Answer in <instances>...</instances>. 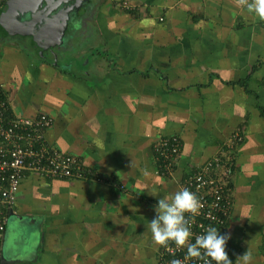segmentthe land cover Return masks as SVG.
<instances>
[{"label": "crops", "instance_id": "obj_1", "mask_svg": "<svg viewBox=\"0 0 264 264\" xmlns=\"http://www.w3.org/2000/svg\"><path fill=\"white\" fill-rule=\"evenodd\" d=\"M89 19L92 39L87 25L72 27ZM61 34L57 65L0 39V98L12 118L51 116L49 146L93 175L27 173L0 264H159L148 229L157 200L230 144L226 251L232 263L248 250L264 264V20L239 0H92ZM174 135L181 153L163 177L154 143Z\"/></svg>", "mask_w": 264, "mask_h": 264}, {"label": "built area", "instance_id": "obj_2", "mask_svg": "<svg viewBox=\"0 0 264 264\" xmlns=\"http://www.w3.org/2000/svg\"><path fill=\"white\" fill-rule=\"evenodd\" d=\"M4 1L0 0V5ZM120 7L127 11L136 9L124 3ZM53 122L46 113L33 118H10L7 103L0 98V236L6 231L8 215L17 203L20 186L27 173L61 180H83L92 176V171L82 160L49 146L46 136ZM181 148V139L175 135L154 143L153 154L159 175L174 176ZM234 149L230 144L229 154H221L195 169L180 185V189L192 191L201 203L199 214L189 221L192 242L209 226L218 230L223 228L230 217L232 189L228 188V181L232 176L230 165L234 161ZM185 254L186 247H177L169 242V246L160 252L159 264H171L173 260H179L181 264H205L208 259H186Z\"/></svg>", "mask_w": 264, "mask_h": 264}, {"label": "clouds", "instance_id": "obj_3", "mask_svg": "<svg viewBox=\"0 0 264 264\" xmlns=\"http://www.w3.org/2000/svg\"><path fill=\"white\" fill-rule=\"evenodd\" d=\"M239 3L249 14L264 20V0H239ZM200 207V200L188 188L159 198L154 209L155 215L148 222L153 241L163 247H168L169 242L177 247H186V259L207 257L205 264H232L226 251L229 234H222L216 227L209 226L204 234L197 235L192 242L189 221L199 214ZM252 259V253L248 250L237 258L241 264H251ZM171 264H181V261L173 260Z\"/></svg>", "mask_w": 264, "mask_h": 264}, {"label": "water", "instance_id": "obj_4", "mask_svg": "<svg viewBox=\"0 0 264 264\" xmlns=\"http://www.w3.org/2000/svg\"><path fill=\"white\" fill-rule=\"evenodd\" d=\"M92 0H8L0 8V36L16 37L31 51L54 65L53 47L72 12L86 11ZM6 264V263H2Z\"/></svg>", "mask_w": 264, "mask_h": 264}, {"label": "rangeland", "instance_id": "obj_5", "mask_svg": "<svg viewBox=\"0 0 264 264\" xmlns=\"http://www.w3.org/2000/svg\"><path fill=\"white\" fill-rule=\"evenodd\" d=\"M91 21H92L91 19H89L87 21L80 20L79 22L78 21H75L76 23L73 22L72 23V27L73 28H77V25L78 24H81V23L84 24V25H87L86 28H84V30L82 31V34H84L85 32H87V34L85 35V37H88L89 39H92L95 34L91 32V30L93 28L92 26H94V24ZM82 34H81V32H79V35H82ZM96 53H97V51H96Z\"/></svg>", "mask_w": 264, "mask_h": 264}, {"label": "trees", "instance_id": "obj_6", "mask_svg": "<svg viewBox=\"0 0 264 264\" xmlns=\"http://www.w3.org/2000/svg\"><path fill=\"white\" fill-rule=\"evenodd\" d=\"M7 1L8 0H5L0 6L2 7ZM0 39H3V37L0 36ZM0 97H2V96H0ZM8 116H9V114H8ZM77 158L80 159L79 157H77ZM80 160H82V159H80ZM91 171H92L91 175H93V170H91ZM232 185H233V181H232V176H231V179L228 181V188L232 189V191H233V186ZM231 198H232V202H233V194H232ZM227 224H228V221H226L225 226L223 228L219 229L222 234L225 233V228H226Z\"/></svg>", "mask_w": 264, "mask_h": 264}]
</instances>
